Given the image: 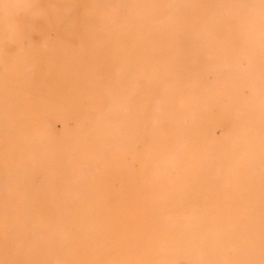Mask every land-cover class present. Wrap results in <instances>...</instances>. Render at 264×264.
<instances>
[{"label":"rangeland","instance_id":"374dc122","mask_svg":"<svg viewBox=\"0 0 264 264\" xmlns=\"http://www.w3.org/2000/svg\"><path fill=\"white\" fill-rule=\"evenodd\" d=\"M208 2L216 10L198 32V58L189 59L184 22L201 9L151 30L171 54L160 75H150L149 57L146 77L55 109L7 95L15 108L0 107V264H264L254 237L258 226L264 238V0L252 11L241 0ZM234 21L244 29L226 24ZM71 31L63 12L56 45ZM18 50L27 52L26 38L0 49L3 88L18 79ZM125 88L146 103L126 100Z\"/></svg>","mask_w":264,"mask_h":264},{"label":"bare ground","instance_id":"6f19581e","mask_svg":"<svg viewBox=\"0 0 264 264\" xmlns=\"http://www.w3.org/2000/svg\"><path fill=\"white\" fill-rule=\"evenodd\" d=\"M248 1L241 0L242 3L238 6L249 11L259 7L258 0ZM224 5L222 9H226ZM197 10L201 11L198 21L188 19L184 22L192 28L191 34L186 38V43L192 50L189 59L202 56L198 48V32L206 27L208 17L216 10V6L211 5L208 0L187 2L183 0H0V49L11 46L21 38H26L28 41L27 52L22 53L18 50L19 55L14 62L19 71L14 88L1 87L0 80V92L4 94L2 96L0 93V107L15 108V105H11L6 99L7 95L12 94L26 97L33 107L42 105L54 109L59 106L68 107L71 104L70 95L82 94L85 98L87 93L86 97L93 98L100 92L98 88L102 89L101 87L104 88L106 85H111L114 89L120 86L126 87L129 83L132 84L134 79L146 77L143 72L149 57H154L156 62L150 75H160L165 70L162 64L171 54L168 55L161 49L162 34L154 32L151 37V30L161 27L164 22L171 28L181 22L183 18L181 12ZM63 12L69 16L72 31L63 39L62 44L57 46L55 38L58 18ZM154 14H159L158 20ZM212 23L218 24L215 21ZM226 24H230L233 28L244 27L242 21ZM45 46L51 48L53 54L41 59L40 50ZM183 62L185 61L178 60L177 69L170 72L177 75L181 71ZM142 79L144 81V78ZM124 96L126 100H134L139 104L146 103L134 88H127ZM19 135L26 138L29 133L25 129H20ZM7 148L12 150L11 144L8 143ZM123 149L133 152L132 143L127 141ZM145 159H140L141 167L144 166ZM115 165L117 169H128L118 162ZM254 237L256 240L264 241L258 226L255 227ZM2 243L3 241L1 245ZM5 243L7 242L3 245ZM8 250L5 251L7 254L10 253Z\"/></svg>","mask_w":264,"mask_h":264}]
</instances>
